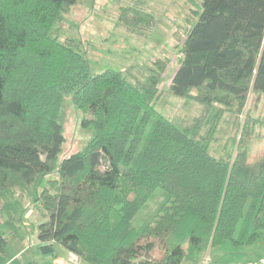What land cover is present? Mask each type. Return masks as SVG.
Wrapping results in <instances>:
<instances>
[{"label": "trees", "instance_id": "obj_1", "mask_svg": "<svg viewBox=\"0 0 264 264\" xmlns=\"http://www.w3.org/2000/svg\"><path fill=\"white\" fill-rule=\"evenodd\" d=\"M75 3L0 0V198L56 173L36 197L39 249L58 244L87 264H182L264 242V159L249 163L240 143L229 155L208 151L219 112L199 135V122L191 132L193 123L178 127L156 109L170 56L155 58L144 79L93 73L81 42L52 34ZM119 20L157 21L144 7L123 8ZM181 28L171 93L208 111L240 110L249 89L264 91V0H201L196 22ZM67 101L90 135L58 161ZM7 243L0 233V254Z\"/></svg>", "mask_w": 264, "mask_h": 264}, {"label": "rangeland", "instance_id": "obj_2", "mask_svg": "<svg viewBox=\"0 0 264 264\" xmlns=\"http://www.w3.org/2000/svg\"><path fill=\"white\" fill-rule=\"evenodd\" d=\"M125 7H144L154 13L157 21L150 28L125 24L119 20V14ZM200 10L201 0H76L70 11L63 14L62 19L53 26L52 34L58 35L61 40L70 37L81 42L93 73L114 68L121 70L132 81L144 79L155 58L170 56V63L159 82L156 109L178 127L193 123L191 132L197 125L195 123L199 122V135H206L207 128L219 112L208 151L216 156L229 155L240 143L247 150V161L257 164L264 159V91L249 89L246 103L240 110L236 105L225 107L216 104L213 110L206 111L201 103L177 96L169 90L171 75L178 66L180 57L175 49L179 39L176 40L174 31H182L183 28L180 27H191ZM66 99L70 101L69 97ZM80 119V111L68 102L62 122L64 143L58 161L81 149L86 143L90 132L81 128ZM232 138H235V145ZM54 177L55 172L39 174L29 185L20 183L2 192L0 233L8 240L6 255L19 254L25 243L36 239L37 224L45 219L36 197L45 181ZM160 198L161 190L158 189L155 196L147 202L142 214L152 209ZM261 244L250 246H257L255 256ZM230 247L212 248L211 258L218 251L221 253L220 262L231 258V254L225 251ZM236 255L242 258L239 252ZM16 256L18 258L12 259L10 264L31 263L27 254ZM72 261L77 264L79 258L72 256Z\"/></svg>", "mask_w": 264, "mask_h": 264}, {"label": "crops", "instance_id": "obj_3", "mask_svg": "<svg viewBox=\"0 0 264 264\" xmlns=\"http://www.w3.org/2000/svg\"><path fill=\"white\" fill-rule=\"evenodd\" d=\"M177 68V66H176ZM176 68L174 69L171 77H173L174 72L176 71ZM171 79V78H170ZM39 241L36 239L31 242V243H25L23 248L20 250L19 254H27L29 256L31 263L30 264H75L72 261V255L71 252L67 251L63 247H61L58 244H54V249L52 253H43L39 249ZM258 246V245H257ZM256 246V247H257ZM255 248L252 247H247L246 249H237L234 251L227 250L226 252L231 254V258L227 260H223L220 262L221 258V253L216 252L213 257L211 258L212 251L210 253V256H206L203 262L199 263H190L187 261H184L182 264H264V242L258 247L256 250L257 254L256 256L254 255ZM26 252V253H24ZM242 255V258L236 257V253ZM19 254H14V255H6L5 252L3 254H0V264H10L12 259L18 258L16 255ZM27 261V260H25ZM25 264V263H24ZM77 264H87L83 260L79 258V261Z\"/></svg>", "mask_w": 264, "mask_h": 264}, {"label": "built area", "instance_id": "obj_4", "mask_svg": "<svg viewBox=\"0 0 264 264\" xmlns=\"http://www.w3.org/2000/svg\"><path fill=\"white\" fill-rule=\"evenodd\" d=\"M178 56H179V55H178ZM71 255H72L73 257H75V258H76V255H75V254L71 253Z\"/></svg>", "mask_w": 264, "mask_h": 264}]
</instances>
